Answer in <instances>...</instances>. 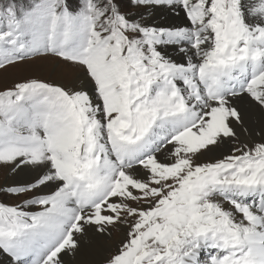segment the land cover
<instances>
[{
  "label": "snow or ice",
  "instance_id": "obj_1",
  "mask_svg": "<svg viewBox=\"0 0 264 264\" xmlns=\"http://www.w3.org/2000/svg\"><path fill=\"white\" fill-rule=\"evenodd\" d=\"M29 61L63 71L0 90L8 264L114 232L99 264H264V0H0V71Z\"/></svg>",
  "mask_w": 264,
  "mask_h": 264
},
{
  "label": "bare ground",
  "instance_id": "obj_2",
  "mask_svg": "<svg viewBox=\"0 0 264 264\" xmlns=\"http://www.w3.org/2000/svg\"><path fill=\"white\" fill-rule=\"evenodd\" d=\"M180 16L174 13L168 12L166 10H156L154 12H149L148 19L157 26L170 25V26H182L184 21H179ZM158 21V22H157ZM165 53L174 61L181 62L183 54L179 53L174 47L169 46L164 49ZM25 174H21L19 177H15L12 174L5 176L4 184H12L17 181L26 179ZM104 238L97 239L94 236H90L89 239L85 242V248L82 252L72 258V264H99L103 256L106 254V247L104 246L102 240ZM109 241V240H108ZM108 245V244H107ZM109 246V245H108ZM0 264H8V258L3 254H0Z\"/></svg>",
  "mask_w": 264,
  "mask_h": 264
},
{
  "label": "rangeland",
  "instance_id": "obj_3",
  "mask_svg": "<svg viewBox=\"0 0 264 264\" xmlns=\"http://www.w3.org/2000/svg\"><path fill=\"white\" fill-rule=\"evenodd\" d=\"M161 10L162 9H160V11ZM127 11H129L130 13L136 12L135 9H128ZM179 16H180L179 18V21H180L181 15ZM182 20L184 21V23H186L183 16H182ZM165 26L175 27V26H170V25H165ZM62 71L63 69L56 68L51 62L29 61L17 67L10 68L7 72L0 71V90H2L5 86H11V84H13L15 81L20 80V79L38 78V79H43V80L56 81L59 78V75ZM5 176H7L5 174V171L0 170V184H4ZM24 199H25L24 197L10 199L7 197L0 196V201L9 203V204L23 203ZM31 210L35 211L37 209L33 208ZM120 235L121 234L119 232H114L111 241H108L107 239L102 240L107 251L112 246V244L120 238ZM107 251H106V254H107Z\"/></svg>",
  "mask_w": 264,
  "mask_h": 264
}]
</instances>
